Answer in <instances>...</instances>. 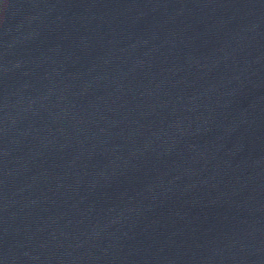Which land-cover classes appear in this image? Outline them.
Here are the masks:
<instances>
[{
  "label": "water",
  "instance_id": "obj_1",
  "mask_svg": "<svg viewBox=\"0 0 264 264\" xmlns=\"http://www.w3.org/2000/svg\"><path fill=\"white\" fill-rule=\"evenodd\" d=\"M0 264H264V0H0Z\"/></svg>",
  "mask_w": 264,
  "mask_h": 264
}]
</instances>
